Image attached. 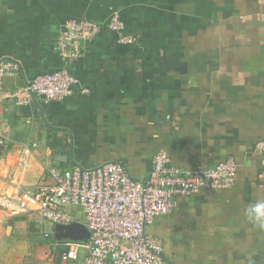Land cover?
<instances>
[{"label":"crops","instance_id":"0c3cea01","mask_svg":"<svg viewBox=\"0 0 264 264\" xmlns=\"http://www.w3.org/2000/svg\"><path fill=\"white\" fill-rule=\"evenodd\" d=\"M114 16L132 42L103 26L73 64L57 53L68 20ZM7 58L23 68L4 78L6 90L65 65L79 85L63 100L27 106L0 96V194L52 184L50 167L121 162L149 180L161 150L186 168L233 157L232 187L179 197L147 233L174 264H264V232L244 215L264 198V154L253 150L264 138V0H0V61ZM68 211L86 225L81 208ZM27 224L60 243L37 211L0 207V264H51L20 234Z\"/></svg>","mask_w":264,"mask_h":264},{"label":"built area","instance_id":"2783aa9c","mask_svg":"<svg viewBox=\"0 0 264 264\" xmlns=\"http://www.w3.org/2000/svg\"><path fill=\"white\" fill-rule=\"evenodd\" d=\"M103 26L118 33V42L130 43L122 34L124 22L117 16L106 23L94 19H70L58 33L55 48L67 65L82 55L83 43L96 37ZM65 65L41 73L16 89L6 90L4 78L22 70L16 58L0 61V96L14 97L18 106L29 105L34 98L44 101L69 97L79 80ZM83 93L89 92L83 87ZM3 145V141L0 140ZM253 150L264 154V138ZM31 149L25 147L19 165L25 166ZM237 164L229 157L213 166L186 168L175 163L167 151L153 157L149 180L131 176L121 162H105L94 168H49L52 184L43 182L30 191L15 195L0 194V207L12 215L37 211L53 226L71 223L69 207H79L91 234L87 242L66 240L60 251L61 264H174L163 254L162 240L147 233V227L159 215L171 213L182 196L196 195L206 189H228L235 183ZM45 236H50L49 232Z\"/></svg>","mask_w":264,"mask_h":264},{"label":"rangeland","instance_id":"374dc122","mask_svg":"<svg viewBox=\"0 0 264 264\" xmlns=\"http://www.w3.org/2000/svg\"><path fill=\"white\" fill-rule=\"evenodd\" d=\"M19 230H22V229H19ZM23 233L25 234V238L29 243L35 242V244H38V246L42 245L43 248L46 249L44 252H42L41 256L44 257L47 263L58 264L56 263L57 254H58L59 248L60 249L63 248L64 241H60V243L57 244L55 243L54 238H45L44 234L43 235L41 233L38 234L37 232H35L33 228H30L29 224L25 226V229H23V231H20V234H23Z\"/></svg>","mask_w":264,"mask_h":264},{"label":"water","instance_id":"95a60500","mask_svg":"<svg viewBox=\"0 0 264 264\" xmlns=\"http://www.w3.org/2000/svg\"><path fill=\"white\" fill-rule=\"evenodd\" d=\"M53 227L55 230V238L58 241L76 240L87 242L91 234L89 228L84 223L78 221L67 224L58 223Z\"/></svg>","mask_w":264,"mask_h":264},{"label":"clouds","instance_id":"9594fccd","mask_svg":"<svg viewBox=\"0 0 264 264\" xmlns=\"http://www.w3.org/2000/svg\"><path fill=\"white\" fill-rule=\"evenodd\" d=\"M244 215L255 228L264 232V198L248 203Z\"/></svg>","mask_w":264,"mask_h":264},{"label":"trees","instance_id":"16d2710c","mask_svg":"<svg viewBox=\"0 0 264 264\" xmlns=\"http://www.w3.org/2000/svg\"><path fill=\"white\" fill-rule=\"evenodd\" d=\"M61 68V67H60Z\"/></svg>","mask_w":264,"mask_h":264}]
</instances>
